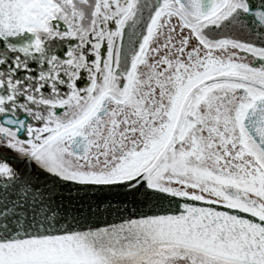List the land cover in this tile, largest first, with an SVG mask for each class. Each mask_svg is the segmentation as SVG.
Listing matches in <instances>:
<instances>
[{
	"label": "snow or ice",
	"instance_id": "1",
	"mask_svg": "<svg viewBox=\"0 0 264 264\" xmlns=\"http://www.w3.org/2000/svg\"><path fill=\"white\" fill-rule=\"evenodd\" d=\"M0 264H264V0H0Z\"/></svg>",
	"mask_w": 264,
	"mask_h": 264
}]
</instances>
